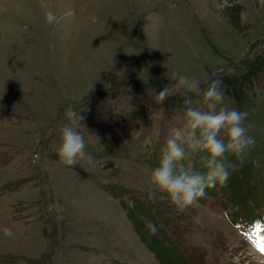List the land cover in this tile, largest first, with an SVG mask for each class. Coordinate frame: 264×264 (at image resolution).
<instances>
[{
	"label": "rangeland",
	"instance_id": "obj_1",
	"mask_svg": "<svg viewBox=\"0 0 264 264\" xmlns=\"http://www.w3.org/2000/svg\"><path fill=\"white\" fill-rule=\"evenodd\" d=\"M263 50L264 0H0V264H161L121 205L135 200L171 255L264 264V227L231 221L225 186L184 212L149 187L183 116L155 90L177 74L239 76ZM72 102L82 120L66 115ZM66 126L86 145L75 166L57 156Z\"/></svg>",
	"mask_w": 264,
	"mask_h": 264
},
{
	"label": "clouds",
	"instance_id": "obj_2",
	"mask_svg": "<svg viewBox=\"0 0 264 264\" xmlns=\"http://www.w3.org/2000/svg\"><path fill=\"white\" fill-rule=\"evenodd\" d=\"M49 25L57 22L54 12H45ZM212 80H202L195 75H174L169 83L156 92V102L171 96L183 98V116L169 130L161 151L159 164L151 171L150 190L166 194L177 212L195 206L206 195V190L226 186L236 162H243L252 144L246 126L247 113L224 105V92L219 74ZM203 85H207L203 87ZM202 97L194 100L193 97ZM202 104L203 107L198 105ZM66 115L82 120L76 102L65 109ZM82 134L73 127L62 131L57 156L62 165L75 166L85 155ZM198 156L203 166L197 171L190 161ZM53 205H49L50 210ZM154 229L151 222L146 225ZM5 237L13 233L5 228Z\"/></svg>",
	"mask_w": 264,
	"mask_h": 264
},
{
	"label": "trees",
	"instance_id": "obj_3",
	"mask_svg": "<svg viewBox=\"0 0 264 264\" xmlns=\"http://www.w3.org/2000/svg\"><path fill=\"white\" fill-rule=\"evenodd\" d=\"M244 65L245 69L239 76L230 77L226 75L219 78L224 96L229 100L232 108L240 107L241 111L247 113L249 119L246 120V126L248 135L252 139V144L244 161L236 162V168L225 186L229 193L227 192L226 196H222V203L231 200L237 205L234 216L249 219L256 212H259L258 204L264 200V191H260L263 187L262 177L259 175L261 168L264 167V131L257 129L254 132L251 131L253 126H258L256 122H259L262 127L264 126V81H261V78H264V50ZM193 99H202V97L194 96ZM162 104L165 107V112L169 115L177 112V107L180 109L184 107L183 98L179 96H171ZM252 105L255 108L251 107ZM194 161V168L197 171H202L203 166L198 160V156L194 158ZM213 190L214 188L206 191L211 194L214 193ZM121 205L126 211L134 231L161 264H192L184 255L174 253L171 255L169 253L172 250L164 244V236L160 234V231H163V226L159 221L153 219L149 221L146 218L149 214L145 211L144 204L135 200L131 205L122 201ZM231 220L236 223L232 218ZM162 221L168 224L169 219L165 218ZM147 222H151L154 229H149L146 226Z\"/></svg>",
	"mask_w": 264,
	"mask_h": 264
},
{
	"label": "water",
	"instance_id": "obj_4",
	"mask_svg": "<svg viewBox=\"0 0 264 264\" xmlns=\"http://www.w3.org/2000/svg\"><path fill=\"white\" fill-rule=\"evenodd\" d=\"M108 165H109V163H108V162H104V163H102V164H101V166H102L103 168H106V167H108Z\"/></svg>",
	"mask_w": 264,
	"mask_h": 264
},
{
	"label": "snow or ice",
	"instance_id": "obj_5",
	"mask_svg": "<svg viewBox=\"0 0 264 264\" xmlns=\"http://www.w3.org/2000/svg\"><path fill=\"white\" fill-rule=\"evenodd\" d=\"M260 251H261L262 253H264V246H261V247H260Z\"/></svg>",
	"mask_w": 264,
	"mask_h": 264
}]
</instances>
